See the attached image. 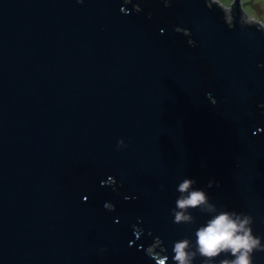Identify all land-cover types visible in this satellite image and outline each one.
Here are the masks:
<instances>
[{"label": "water", "instance_id": "1", "mask_svg": "<svg viewBox=\"0 0 264 264\" xmlns=\"http://www.w3.org/2000/svg\"><path fill=\"white\" fill-rule=\"evenodd\" d=\"M185 178L264 242V23L246 0H0V264H174L214 215L175 222Z\"/></svg>", "mask_w": 264, "mask_h": 264}, {"label": "clouds", "instance_id": "2", "mask_svg": "<svg viewBox=\"0 0 264 264\" xmlns=\"http://www.w3.org/2000/svg\"><path fill=\"white\" fill-rule=\"evenodd\" d=\"M195 183L193 179L185 178L178 184L180 195L173 210L175 222L193 223L190 210L195 209L214 215L196 230L195 246L187 238L174 243V264H194L197 256L204 258V264H213L222 254L232 258L223 259L221 264H253L254 253L264 251V242L253 233V217L234 211H218L204 190L194 189Z\"/></svg>", "mask_w": 264, "mask_h": 264}, {"label": "rangeland", "instance_id": "3", "mask_svg": "<svg viewBox=\"0 0 264 264\" xmlns=\"http://www.w3.org/2000/svg\"><path fill=\"white\" fill-rule=\"evenodd\" d=\"M225 8H230L234 0H213ZM247 10L264 23V0H246Z\"/></svg>", "mask_w": 264, "mask_h": 264}, {"label": "flooded vegetation", "instance_id": "4", "mask_svg": "<svg viewBox=\"0 0 264 264\" xmlns=\"http://www.w3.org/2000/svg\"><path fill=\"white\" fill-rule=\"evenodd\" d=\"M164 3L167 4V5L169 4L168 1H164Z\"/></svg>", "mask_w": 264, "mask_h": 264}, {"label": "trees", "instance_id": "5", "mask_svg": "<svg viewBox=\"0 0 264 264\" xmlns=\"http://www.w3.org/2000/svg\"><path fill=\"white\" fill-rule=\"evenodd\" d=\"M151 252H153L155 254V250H152Z\"/></svg>", "mask_w": 264, "mask_h": 264}]
</instances>
